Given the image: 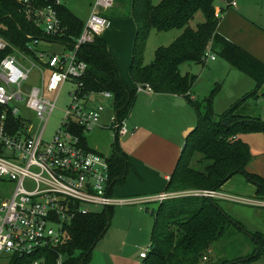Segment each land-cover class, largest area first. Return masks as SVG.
I'll return each mask as SVG.
<instances>
[{
  "label": "trees",
  "instance_id": "16d2710c",
  "mask_svg": "<svg viewBox=\"0 0 264 264\" xmlns=\"http://www.w3.org/2000/svg\"><path fill=\"white\" fill-rule=\"evenodd\" d=\"M215 2L162 0L154 4L153 0H133L132 16L136 34L129 73L134 87L121 79L106 41L96 37L93 43L82 45L77 51V58L88 65L86 75L81 79L82 90L90 93L110 92L120 120L129 118L140 86H150L155 94L184 98L193 107L197 124L185 140L166 192H218L230 179L241 176L256 188V199L264 201V177L249 170L254 156L250 146L241 139L247 133L264 134V121L245 112L249 99L257 100L264 96V93L259 94L264 86V62L218 33L220 18L215 16ZM59 13L67 28L66 35L60 41L72 51L84 22L72 14L66 5L59 9ZM198 13L203 15L204 22L194 28L191 24ZM152 31L175 34L172 43L159 47L153 61L145 64V45ZM29 33L46 40L43 32L25 19L19 4L13 0H0V34L25 49L28 41L26 34ZM209 46L216 57L224 59L256 84L255 91L220 116L215 112L214 103L222 85L216 84L203 101L193 100L192 90L198 76L181 73V67L186 63L204 66ZM6 54L0 52V62ZM77 133L88 148L85 131L79 129ZM194 161L198 165L207 162V165L199 171L193 167ZM109 163L112 187L124 186L130 161L118 146V138ZM113 209L105 208L101 212L76 217L68 228V241L56 252L45 251L48 264H55L59 254L64 257V264H88L92 251L110 227ZM153 214V244L146 258H143L144 264H248L264 257V234L245 232L244 225L226 214L215 199L197 195L172 198L159 205ZM232 227L249 235L256 245L255 252L236 261L222 259L213 262L211 248L227 237ZM204 257H207V261H204ZM36 258L38 256L17 257L13 264H33Z\"/></svg>",
  "mask_w": 264,
  "mask_h": 264
},
{
  "label": "built area",
  "instance_id": "2783aa9c",
  "mask_svg": "<svg viewBox=\"0 0 264 264\" xmlns=\"http://www.w3.org/2000/svg\"><path fill=\"white\" fill-rule=\"evenodd\" d=\"M13 1L46 40L26 34L24 49L0 34V52H7L0 62V181L15 183L10 198L0 196V264H13L15 258L29 256H38L33 264H48L45 251L56 252L68 241V228L76 217L97 213L89 207L146 206L186 195L219 197L217 191L210 190L114 198L109 158L86 148L77 133L79 129L86 135L96 128H107L119 139L138 129L129 127L128 119L120 120L115 110L109 124L102 125L107 108L95 105L94 100L103 98L112 103V94L82 90L81 79L88 65L77 58V51L110 29L111 22L102 12L112 8L114 0H95L72 51L60 41L67 33L59 13L66 0ZM226 5L235 8L237 2L231 0ZM222 14L219 7L215 9L217 18ZM54 43L61 44L65 52L50 54L40 48ZM215 59L209 46L205 61ZM33 72L40 75V86L28 85ZM67 83L74 86L69 93L71 104L52 140L45 141L46 125L35 129L21 117L18 105L25 103L41 121H47L45 116L56 108V99L52 101L50 95L60 92ZM137 93H152V89L140 86ZM147 253L140 257L146 258ZM55 264H64V257L59 254Z\"/></svg>",
  "mask_w": 264,
  "mask_h": 264
},
{
  "label": "rangeland",
  "instance_id": "374dc122",
  "mask_svg": "<svg viewBox=\"0 0 264 264\" xmlns=\"http://www.w3.org/2000/svg\"><path fill=\"white\" fill-rule=\"evenodd\" d=\"M161 1L162 0H153V3L159 4ZM239 1H241V3L243 1L247 2V9L250 11L249 14L254 15L255 13H261L264 17V0ZM93 2L94 0H66L65 4L78 19L82 22H86L91 14ZM132 3L133 0H116L115 6L117 7L110 8L109 11L107 10L103 14L107 19H114L113 30L110 31L108 35L109 42L117 57L116 64L119 66V73L122 79L128 83H132L128 69L132 59V49L130 51V46L131 43H133L135 39L134 35L136 34V26L132 16ZM218 4H220V0H216L215 9L218 8ZM223 15L224 14H222V16ZM239 19H241V22L244 20L248 25H245L244 28L235 29L233 33L240 29H244L243 31H245V33L253 34L255 32V27L251 21L244 19L241 15H239ZM203 22V15L198 13L191 26L196 28L197 25ZM261 23L263 28H260L258 32L264 34V18ZM107 33L105 35H107ZM174 34V32L160 34L156 31H152L148 36L145 45L144 63L149 64L153 61L155 52L159 47L170 45L174 39ZM40 48L50 54H62L65 52L64 47L58 43L50 45L42 44ZM218 58L219 59L216 62L209 63L205 66L186 63L181 67V73L185 74L189 72L199 76L200 82L195 85L192 90V96L198 101H203L210 95L211 90L214 89L216 85L214 84V76H222V82H224L222 88L224 90L218 94L219 96H217L215 102L216 113L220 116L225 113L226 110L231 108V106H229L231 104L229 103L233 102L234 99L232 100L230 98V86L232 84L236 85L238 80L233 74H227L228 71L225 69V66H227L226 61L220 57ZM234 74L237 73L234 72ZM40 82V75L37 72H33L28 85L40 86ZM250 83L252 85L248 84V87L245 85L248 89L245 96L256 90V84L254 83V85L251 81ZM219 84L223 85L221 82ZM73 87L72 83H67L60 92H54L50 95L52 101H55L56 99V108L50 116H45L46 119L48 118L47 121L45 119L41 121L33 111L26 108L25 103L18 105L21 117L30 122L35 129H38L39 126L43 127L46 125L44 130L45 141H51L59 126L63 123L65 111L71 104L69 93L73 91ZM147 97L148 94L146 93L138 94L137 100L131 110L132 115L128 120L130 126L137 127V131L140 129V132L138 134L125 135L118 140V146L128 155L129 160L132 153L136 150L135 141L144 129H142L143 123L144 125H147L145 128L146 130L152 129L156 134H160L161 132L166 133L171 126L178 122L181 124L185 121L191 127H196L197 124L195 111L190 104L178 109H171L172 107L165 102L164 97L159 96L152 104L149 103L150 100ZM240 99H242V97ZM249 101L252 100L249 99ZM94 102L96 103L95 105L104 104L110 114L114 110L113 103L103 98L96 99ZM108 113L104 116L103 121L107 118ZM86 134V139H88L90 147L102 153L107 158L112 156L115 144V137L112 131H94ZM241 139L251 146L252 154L255 156L252 169H257V171H260V175L264 176V134L260 132L247 133L243 134ZM181 149L182 147L180 148L178 157L181 155ZM206 165L207 162L199 165L195 161L193 163V167L199 171H202ZM147 167L150 168V164L144 163V168H139L137 171L134 170V167H130L126 185L115 186V195L125 197L130 196L127 193H132L131 195H142L143 197V195L149 191H157L158 188H154L151 181L143 178L140 174V172L144 173L142 171H145ZM157 172L161 174L160 171ZM233 181L234 180H231L229 183H232ZM243 183L246 186H251L246 180H243ZM166 188L167 186H164L163 190ZM14 189L15 183L7 180L4 182L0 181V196L2 198H10ZM257 203L259 202L254 204L251 200L245 198H238V200H229L227 202L219 201V205L226 214L244 225L245 232L264 234V208L261 204ZM89 208L93 212H101L104 210L103 208ZM149 212L139 211L135 205L125 208H121L120 206L115 207L113 209L110 227L103 239L92 251L88 264H144V260L140 257V254L142 252L150 251L151 245L153 244L151 236L155 225V215ZM159 223L158 225H160ZM255 249L256 245L253 243L249 235L232 227L227 237L218 241L211 248V260L213 262H219L222 259L236 261L241 257L252 255L255 252ZM248 264H264V257Z\"/></svg>",
  "mask_w": 264,
  "mask_h": 264
},
{
  "label": "crops",
  "instance_id": "0c3cea01",
  "mask_svg": "<svg viewBox=\"0 0 264 264\" xmlns=\"http://www.w3.org/2000/svg\"><path fill=\"white\" fill-rule=\"evenodd\" d=\"M115 1L116 0H114V6L112 8L117 7V6H115ZM229 1H231V0H220V4H218V7L223 11V14H224L223 16H221L222 18H220V23L218 26V33L220 35L224 36L226 39H228V40L234 42L235 44L239 45L244 50H246L248 53H250L251 55H253L257 59H259L260 61L264 62V34H262L261 32H258L260 30V28H263L261 22H262V19L264 17L262 16L261 13H255L254 15L249 14L250 11L247 9L248 5H247L246 1H243L241 3V1L236 0L237 7H235V8L229 7L226 5ZM94 2H95V0H94ZM105 11H107V10H104L102 13L104 14ZM108 11H109V9H108ZM239 15H241L244 19H247L248 21H251L253 23V25L255 27L254 28L255 32L253 34L252 33H245V31H243L244 29H240L237 32L233 33V31L235 29L244 28L245 25H248L244 22V20H242V22H241V19H239ZM113 20L114 19L109 18V21L111 22V27H110V29L105 31L101 35V37L106 41L109 52H110L111 56L113 57L115 63H117V61H116L117 57L111 48V44L109 42V37H108L110 31L113 30ZM106 33H107V35H105ZM135 33H136V27H135ZM133 44H134V41H133V43H131L130 51H131V49H133ZM218 59L219 58L216 57L215 60H209L205 65H208L209 63H212V62H216ZM116 65H118V64H116ZM226 65L227 66H225V69L228 71L227 74H229V75L233 74V76H235V78L238 80L236 82V85L232 84L230 86L231 91L229 92L230 98L232 100L234 99L233 102L237 103L240 100H242L244 98L245 94L247 93L246 91L248 90L247 89L248 84L252 85L250 83V81L253 84L255 82L252 79H250L249 77H247L246 75H244L243 73L239 72L238 70L233 69L227 62H226ZM117 67H119V66H117ZM190 67H192V66H190ZM128 69H129V67H128ZM226 70H225V72H226ZM119 72H120V70H119ZM234 72L237 74H234ZM187 73H189V72H187ZM120 77H121V75H120ZM121 79H122V77H121ZM123 81L126 82L125 80H123ZM199 82H200V78L198 76V80H197L195 85H197ZM214 82H215L214 84H219L221 82L223 84L222 87L224 86V82H222V76H218V75L214 76ZM126 83L130 87H132V88L134 87L133 82L132 83L126 82ZM195 85H194V87H195ZM245 85L247 87H245ZM223 90L224 89L222 88L220 92H222ZM263 93H264V86L260 90L259 94L262 95ZM146 94H148L147 98L150 100V102H149L150 104H152L155 100H157L159 96L164 97L165 102L172 107L171 109H178V108L187 106L189 104L182 97H175V96H170V95H159V94H155L153 92L152 93H146ZM137 97H138V95H137ZM241 97H242V99H240ZM192 99L196 100V98L194 96H192ZM216 99H217V97H216ZM216 99H215V102H216ZM136 100H137V98H136ZM235 100H238V101H235ZM233 102L229 103V104H231L229 106L232 107L233 105L236 104ZM167 107H169V106H167ZM215 108H216V103H214V109ZM108 112L109 111H106L102 117V125H104V126H107L109 124V118H110L111 114ZM215 112H216V110H215ZM245 112L249 116L259 117L262 121H264V96H260L259 99L255 100V101H253V100L249 101L247 107H245ZM107 113H108V116L103 121V118L105 115H107ZM177 113H180V112H177ZM131 115H132V111H131L129 117H131ZM128 120H129V118H128ZM142 126H143L142 129L143 128L144 129H143L142 133L138 136V139L135 141L136 150L132 153L129 161H130V167H134V170H136V171L139 168H144V163L150 164V168L147 167L145 171H142L144 173L140 172V174L143 178H146L147 180L151 181V184L153 185L154 188H158V189H157V191H149L148 193H145V195H143V197H145V196H154V195L160 194L162 192H166V189L163 190V188H164V186L168 185V181L170 180V177L175 170L177 161L180 158V157H178V154L180 152V148L182 147L181 152L184 148L185 140H186V136H187L186 132L187 131L189 132L190 130L195 129V127H191L190 125L187 124V122L183 121V123H181V124H179V122L175 123V125L171 126V128L168 131H166V133L161 132L160 134H156L152 129L146 130L145 128L147 125H144V123L142 124ZM129 127L133 128L134 126H130V124H129ZM139 130L135 131L133 133H130V135L135 134V133L138 134L140 132ZM94 131L107 132L109 130L107 128H96L90 132H94ZM115 140H116V138H115ZM87 147L90 150L103 155L102 153H100V152L94 150L92 147H90V145L88 143V139H87ZM250 148H251V146H250ZM251 151H252V148H251ZM254 161H255V156H254L253 161L249 165V170L260 175L261 174L260 171H257V169H252V165H253ZM157 171H160L161 174L158 173ZM128 173H129V171H128ZM127 179H128V177H127ZM231 180H234V181L232 183H229V181H231ZM243 180H245V179L241 176H235L232 179H230L218 191L219 197L215 200H217V202L219 204V201H226L227 202L229 200L233 201V200H238V198H242V199L245 198V199L251 200L254 204L256 202H259L257 204H261V206H263V208H264V201H260V200L256 199V197H255L256 188L251 184H250L251 186H246L243 183ZM126 183H127V180H126ZM126 183H125V185H126ZM166 183H167V185H166ZM151 190H154V189H151ZM115 193L116 192H115V187H114L113 188V197L116 199L122 200L125 198L131 199V198L142 197V195L141 196L140 195H131L132 193H127L130 196L122 197L120 195L116 196ZM235 197H237V198H235ZM159 205H161V204L160 203H158V204L154 203V204H148L146 206H140L138 204H135V207H137L139 211H142V212L143 211H145V212L150 211L149 213L153 214V212L155 213V211H157V209L159 208ZM129 206H134V205H124V206H120V207L125 208V207H129Z\"/></svg>",
  "mask_w": 264,
  "mask_h": 264
},
{
  "label": "water",
  "instance_id": "95a60500",
  "mask_svg": "<svg viewBox=\"0 0 264 264\" xmlns=\"http://www.w3.org/2000/svg\"><path fill=\"white\" fill-rule=\"evenodd\" d=\"M193 131H194V129H192V130H190L189 132H187V136H186V138H187L190 134H192Z\"/></svg>",
  "mask_w": 264,
  "mask_h": 264
}]
</instances>
